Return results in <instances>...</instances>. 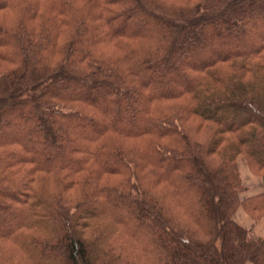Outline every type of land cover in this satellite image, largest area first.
<instances>
[{
    "label": "trees",
    "instance_id": "trees-1",
    "mask_svg": "<svg viewBox=\"0 0 264 264\" xmlns=\"http://www.w3.org/2000/svg\"><path fill=\"white\" fill-rule=\"evenodd\" d=\"M15 2L0 0V9L15 5L24 13L37 10L32 0ZM51 3L60 5L61 14L75 8L70 0ZM90 5L100 8L103 30L99 25L84 26L83 17H73L80 25L75 28L77 40L65 45L71 57L55 71L39 62V53L53 47L46 31L27 33L19 27L13 31L0 24V48L14 46L18 58L22 57L15 68L11 56H0V65H12L0 72V133L3 127L18 125L10 121L4 126L3 116L19 111V126L33 115L32 122L43 132L36 129L32 136L45 143L33 151L24 139H0V222L25 211L21 222L0 232V264H264V240L251 236L233 218L243 189L237 156L243 154L264 169V0H203L183 11L164 9L151 0H89ZM97 16L92 19L100 20ZM119 24L139 27L120 32ZM142 24H148L149 30L143 32ZM94 30L99 32L95 36ZM123 39H149L155 45L140 54L120 47ZM249 39H257V44L247 50L228 52L224 47ZM111 40L127 49L116 63L94 53L95 46ZM210 55L211 60L206 58ZM187 61L193 65L185 71V85L169 84L153 91ZM227 62L236 69L231 77L213 70ZM189 70L208 72L224 88ZM150 73L157 79H146ZM75 88L89 93L111 90L115 105L132 110L134 118L127 123L132 126L137 121L140 126L126 129L109 123L107 114L90 99L70 96ZM184 98L191 105L177 110L185 108L184 113L215 125L207 145L196 141L186 127L177 124L179 118L166 110L169 102ZM120 113L118 109L113 119L118 120ZM68 118L81 121L77 129L65 122ZM230 118L240 122L225 124ZM87 124L102 130L83 135L79 130ZM110 134L147 139V146L139 152L140 148L133 150L113 141ZM224 134L235 138L222 152L218 149ZM132 153L152 166L155 184L173 188L172 196L179 199L199 232L172 216L159 195L141 186L132 173ZM213 154L220 160L208 156ZM24 164L31 166L26 175L19 174ZM14 168L18 170L10 173ZM38 174L52 176L55 189L33 187ZM82 174L77 178L81 179V189L74 193L77 197H67L64 189ZM71 175H75L73 181ZM113 175L126 180L120 185V181L113 185L95 182L97 177ZM259 199L263 203L250 204ZM247 202L251 211L264 210V193Z\"/></svg>",
    "mask_w": 264,
    "mask_h": 264
},
{
    "label": "rangeland",
    "instance_id": "rangeland-1",
    "mask_svg": "<svg viewBox=\"0 0 264 264\" xmlns=\"http://www.w3.org/2000/svg\"><path fill=\"white\" fill-rule=\"evenodd\" d=\"M18 0H16L17 2ZM73 5H74V10L68 14L67 11H63L61 14L59 13V4L57 5L54 3V6L51 3V0H32L34 3V6L36 7V12L35 13H24L23 9L19 8V6H10L7 8L0 9V24L9 28L10 30H17L19 27L20 30L23 32L27 33H33V32H41V31H46L44 32L45 35H47V40L50 42V45H53V49L50 48L48 50H42L39 53V62L44 61L41 63V66L44 68H48L50 70H56L57 66L59 65L60 62L64 61V59H68V57L71 55V52L67 47L65 46L69 42H73L74 40H77V30L75 28H79L77 23L75 22V19L73 17H83L82 22L83 25H89V26H94V25H99L102 26V30L104 28V23H103V18H102V12L100 8H97L96 6L94 7L93 5H89V0H70ZM203 0H151L152 3L156 4L157 6H162L164 9L170 10V11H183L186 10L189 7H192L196 5L197 3L201 2ZM15 2V3H16ZM14 3V4H15ZM19 5V4H18ZM91 12V14H90ZM65 15V16H63ZM99 15V16H97ZM93 16H97L100 18V20H94L92 19ZM65 17V19H63ZM74 19V20H73ZM91 23V24H90ZM82 25V24H81ZM138 26H133L131 24L128 25H118V30L120 32H133L135 31ZM85 28V27H84ZM140 29L143 32H146L149 30L148 24H142ZM210 30L208 29L207 32ZM96 33H99L97 30L92 31V35L95 36ZM95 34V35H94ZM91 40L93 39L90 38ZM80 40V39H78ZM86 40H89L87 38ZM94 40H98L97 38H94ZM123 44L120 47L124 48H132L134 51H139L140 54L144 53L143 51H146L147 49H152V46L155 44L152 41H149V39H123ZM112 41V40H111ZM45 42V41H44ZM114 43L115 41H112L109 44H104V45H99L94 47V53L95 56L98 58L103 59L104 61H112V62H117V59L121 58L123 59L125 53H127V49H122L117 47ZM215 43H211L209 45V49L215 47ZM117 44V43H116ZM234 44V43H233ZM225 45L224 47L227 49L228 52H234L237 49L238 50H247L253 45L257 44V39H249L244 41V43H238L236 46L234 45ZM118 45V44H117ZM65 46V47H64ZM64 47V48H63ZM17 49V48H16ZM16 53V54H15ZM93 53V54H94ZM18 50L16 51L14 49V46L12 47H1L0 48V56H11L15 61V65L19 67V62L21 61L22 57L18 58ZM71 57V56H70ZM69 57V58H70ZM207 59L212 58V56L206 57ZM18 62V64H16ZM122 62V61H120ZM193 65L191 62H184L182 67H179L178 71L173 70L171 71L172 78L170 79H164L162 82H159L158 84L153 87L154 92H159L161 86L163 87L164 85H169V84H175L178 86L185 85V80H186V70H188L189 66ZM72 66V65H70ZM0 72H4L8 70L9 68H12V65L8 64L7 62H3V64L0 65ZM58 69V68H57ZM218 69V71H217ZM5 70V71H3ZM213 70L217 71L216 73L220 76L225 75L226 77H231L230 75L233 74L236 69H234V66H232L229 62L227 63H221L217 64L213 67ZM191 74L194 76H199L207 80L208 82H211L215 84L219 89L224 88V84L221 83L220 81L214 79V77L209 76L207 74L208 72L204 71H191ZM188 71V73H189ZM238 71V70H237ZM89 72V71H88ZM219 72V73H218ZM154 74L150 73L147 74L146 79H151L153 78ZM247 76V75H246ZM250 74L247 76V79L249 78ZM157 79V78H153ZM95 94L97 96H95ZM72 97L77 96L82 99H90L93 103L96 104L98 108H100L105 114H107V121L109 123H112L114 125L118 126H125L126 129H134L136 126H140L137 121H134V125L130 126L127 123L128 119H133V113L132 110L129 109L130 107L126 108H119V106L115 105L112 102V91L107 90V89H100L97 91H92V92H86L83 89L75 88L72 91ZM187 101V103H186ZM189 98L186 100L184 99H178L177 101H172L169 102L168 108L166 110H169L172 112V115L175 114L174 116L176 118H179L178 120V125L184 126L187 128V132L193 136V138L196 141H199L203 143V145H207L213 138L214 135V124L212 122H206L202 118H199L196 115H193L192 113H187L184 109H180L186 105H191L188 104L190 103ZM23 108H26V104L23 106ZM120 109L121 113L118 116V120L113 119V115L115 112ZM174 110V111H172ZM21 112L15 111L14 113L10 115L3 116L2 122L4 126L9 123L10 121L17 123L14 128L11 129H4L0 133V139L1 141H12V140H22L24 139L31 147L33 151L40 150L42 147H44L45 143L43 140L39 139L38 137L32 136L33 132L36 129H40L36 123L32 122V116L24 118V122H22V125L19 126L18 123V118L20 117ZM181 116V117H179ZM26 122V123H25ZM66 123H70V125L77 129L78 125L81 123L80 120H72V119H65ZM240 120H234L232 118L226 119L225 124L230 125V124H237L239 123ZM42 128V126H40ZM101 128H96L95 126L91 124H87V127L85 129L79 130L82 132L83 135L87 136H92L95 133L101 132ZM43 132L42 129H40L39 133ZM222 136H225L223 138L222 143L220 145V148L218 150L224 151L228 146L231 144V142L234 141L235 135L233 134H224ZM221 136V137H222ZM110 139H113V141L121 142L124 144V146L131 148L133 150H136L138 148L139 152L142 150L144 147L143 145L147 146V139H134V140H128L123 137H117L114 134L109 135ZM17 148L16 146H14ZM48 151V150H47ZM51 150L48 151L50 153ZM130 156L134 157V163L132 166V173L135 174L136 180H139L141 183V186L145 189H149L151 192L159 195L161 198V201L166 204V207L169 210V213L174 216L176 215L177 218H179L184 225H188V228L191 230H194L197 228L196 223L190 219L187 218L185 213L180 207L179 204V199L172 196V191L173 188L166 183H161L157 185L155 184L152 179H151V171H153V168L151 165L147 163V161H144L143 159L140 158L139 154L137 155L136 153L130 154ZM210 156L211 159L218 161L220 160L219 157L215 154L213 155H208ZM131 157V158H132ZM133 159V158H132ZM237 166V172L240 177L241 185L243 186V189L241 193L239 194V201L240 205L237 207L236 212L233 216L235 222L245 228L246 230L249 231V234L253 237L256 238H262L264 240V210L261 211H251V205H259L263 203L262 199L255 200L253 202H250V204L247 202L248 199L252 197H256L259 195H262L264 193V184H263V174H264V169H261L260 167H257L255 164H251L247 157L243 154H239L236 158L235 162ZM18 169L14 168L10 170V173L16 172ZM28 170H31V166L24 164L19 167V174H28ZM83 174L88 176L86 172H83ZM83 174L80 176H77L75 178V175L69 176V179L73 181L75 178V181L71 184V187L69 186V189H64V194L67 197H77L74 193L76 191H79L80 188V182L81 178L83 177ZM53 180L52 176L49 175H44V174H38L36 177L33 178L32 186L35 187L36 189L39 187L41 190L45 191H50L51 189L54 190V185L51 182ZM126 180V177L121 178L120 176H109V177H97V181H95L98 185L99 184H110L113 185L114 183L119 182L118 184L120 185L123 181ZM133 183V182H132ZM148 183L151 185H148ZM86 187V185L84 186ZM83 187V189H84ZM81 193V192H80ZM79 193V194H80ZM156 196V195H155ZM79 197V195H78ZM157 197V196H156ZM176 213H179L178 215ZM25 211L20 210V212L12 213L7 216V221L5 222H0V232L5 231V227L8 225L12 224H17L21 222L24 218ZM113 216H118L117 211L112 212ZM1 218V217H0ZM111 226L112 224L115 225L113 222L109 223ZM199 228H197V231L199 232ZM201 232V231H200ZM205 239V238H204ZM10 246H13L10 243H7ZM14 248V247H13ZM16 248V247H15ZM245 264H252L250 262H247Z\"/></svg>",
    "mask_w": 264,
    "mask_h": 264
},
{
    "label": "crops",
    "instance_id": "crops-1",
    "mask_svg": "<svg viewBox=\"0 0 264 264\" xmlns=\"http://www.w3.org/2000/svg\"><path fill=\"white\" fill-rule=\"evenodd\" d=\"M264 186V185H263ZM263 191H264V189H263Z\"/></svg>",
    "mask_w": 264,
    "mask_h": 264
}]
</instances>
